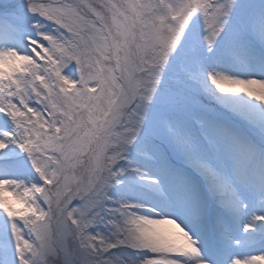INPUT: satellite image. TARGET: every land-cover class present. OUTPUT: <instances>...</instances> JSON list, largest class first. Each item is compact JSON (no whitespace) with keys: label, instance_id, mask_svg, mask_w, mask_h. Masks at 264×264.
I'll use <instances>...</instances> for the list:
<instances>
[{"label":"snow or ice","instance_id":"6c2138e0","mask_svg":"<svg viewBox=\"0 0 264 264\" xmlns=\"http://www.w3.org/2000/svg\"><path fill=\"white\" fill-rule=\"evenodd\" d=\"M0 264H264V0H0Z\"/></svg>","mask_w":264,"mask_h":264}]
</instances>
